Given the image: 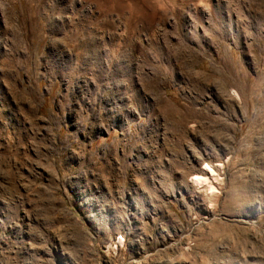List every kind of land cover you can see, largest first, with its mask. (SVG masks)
Wrapping results in <instances>:
<instances>
[{
  "label": "rangeland",
  "instance_id": "rangeland-1",
  "mask_svg": "<svg viewBox=\"0 0 264 264\" xmlns=\"http://www.w3.org/2000/svg\"><path fill=\"white\" fill-rule=\"evenodd\" d=\"M0 264H264V0H0Z\"/></svg>",
  "mask_w": 264,
  "mask_h": 264
},
{
  "label": "bare ground",
  "instance_id": "bare-ground-1",
  "mask_svg": "<svg viewBox=\"0 0 264 264\" xmlns=\"http://www.w3.org/2000/svg\"><path fill=\"white\" fill-rule=\"evenodd\" d=\"M214 172V169L210 165L205 164V167L202 168L200 173L195 174L192 180L198 185L206 186L209 192L212 194L213 192L217 191L216 187L213 186L212 183L209 181V175L213 176Z\"/></svg>",
  "mask_w": 264,
  "mask_h": 264
}]
</instances>
